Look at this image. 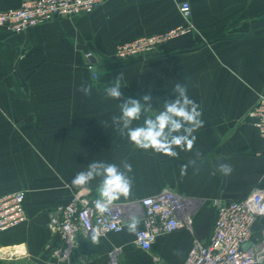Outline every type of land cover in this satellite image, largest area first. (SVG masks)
<instances>
[{"label":"crops","instance_id":"crops-1","mask_svg":"<svg viewBox=\"0 0 264 264\" xmlns=\"http://www.w3.org/2000/svg\"><path fill=\"white\" fill-rule=\"evenodd\" d=\"M189 1L195 30L163 43L154 53L115 57L116 46L189 22L180 10ZM23 0H0V11ZM92 51L99 77L87 68ZM121 74V75H120ZM119 76V77H118ZM120 79L123 98L151 91L152 108L174 99L184 83L202 110L204 126L190 152L171 158L136 148L112 124L119 103L103 89ZM91 85V95L80 92ZM264 93V0H105L90 13L57 17L13 33L0 26V197L26 190L28 219L0 231V264H184L194 239H210L214 199H242L264 188V139L248 115ZM200 159L181 174V166ZM133 168L131 195L118 202L173 189L192 203L193 229L159 235L148 250L124 227L93 242L79 233L68 259L54 250L59 205L73 193L98 198L100 178L83 188L71 180L93 160ZM232 166L228 176L218 165ZM264 245V217L243 247ZM117 251L114 255L113 251ZM256 264H264V260Z\"/></svg>","mask_w":264,"mask_h":264},{"label":"built area","instance_id":"built-area-1","mask_svg":"<svg viewBox=\"0 0 264 264\" xmlns=\"http://www.w3.org/2000/svg\"><path fill=\"white\" fill-rule=\"evenodd\" d=\"M104 1L23 0L17 8L0 11V26L20 33L57 17L90 13ZM180 10L189 20L192 13L190 2L183 1ZM193 30L195 27L189 20L185 25L121 42L116 46L115 57L123 59L152 54L163 43ZM94 57L92 51L85 53L86 66L92 77L97 79L99 72ZM248 115L264 139V93ZM96 199L90 192L81 190L73 193L67 203L58 206L60 218L55 220L54 225L61 242L54 250L58 258L68 259L71 256L79 233L97 242L106 233L123 230L130 214L142 219L143 226L136 232L135 243L145 250L150 249L161 234L171 233L181 227L193 229L192 203L186 195L170 188L135 202L116 201L105 213L95 208ZM25 200L24 189L0 197V231L20 225L28 219ZM213 204L216 211L213 233L207 241L194 239L184 264H256L264 260V245L243 247L250 240L257 220L264 217V188L257 187L242 199L219 197L214 199Z\"/></svg>","mask_w":264,"mask_h":264},{"label":"clouds","instance_id":"clouds-1","mask_svg":"<svg viewBox=\"0 0 264 264\" xmlns=\"http://www.w3.org/2000/svg\"><path fill=\"white\" fill-rule=\"evenodd\" d=\"M79 90L83 95L89 96L92 86L82 85ZM103 91L107 98L123 100L119 103L120 115L112 117V124L120 135L126 136L136 148L151 150L171 158L179 157L177 148L186 152L193 150L197 139L194 133L204 126L201 119L203 113L200 105L188 95L184 83H176L172 89L175 98L168 99L163 109L154 115L145 116L142 125L139 126H133V123L141 120V117L152 108L153 96L150 90L139 99L133 97L124 99L120 79L117 78ZM200 157L201 154L197 151L194 159L181 166V174H186L187 168L190 165L194 166ZM218 170L225 176L233 171L232 166L227 163L219 164ZM132 171V165L126 159L122 160L120 165L93 160L87 165L86 170L76 173L71 180V186L83 188L100 178L97 186L98 198L94 201V206L100 213H105L121 197L125 199L130 197L133 178L129 174ZM139 224L140 218L130 214L124 227L129 233H135Z\"/></svg>","mask_w":264,"mask_h":264}]
</instances>
